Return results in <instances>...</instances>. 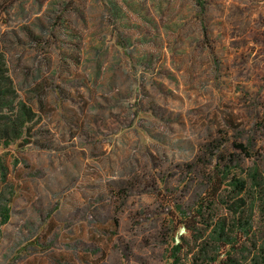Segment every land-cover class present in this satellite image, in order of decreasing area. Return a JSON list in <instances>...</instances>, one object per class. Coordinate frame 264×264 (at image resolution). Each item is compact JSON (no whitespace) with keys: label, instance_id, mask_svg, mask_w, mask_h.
Listing matches in <instances>:
<instances>
[{"label":"rangeland","instance_id":"obj_1","mask_svg":"<svg viewBox=\"0 0 264 264\" xmlns=\"http://www.w3.org/2000/svg\"><path fill=\"white\" fill-rule=\"evenodd\" d=\"M0 62L38 120L0 148V264H190L212 186L232 225L264 176V0H0ZM244 198L254 264L264 187Z\"/></svg>","mask_w":264,"mask_h":264},{"label":"trees","instance_id":"obj_2","mask_svg":"<svg viewBox=\"0 0 264 264\" xmlns=\"http://www.w3.org/2000/svg\"><path fill=\"white\" fill-rule=\"evenodd\" d=\"M9 97L11 98L9 101L3 100ZM37 121V114L12 90V81L7 76L3 63L0 62V148H7L12 145H18L23 148L31 144L32 142L29 140L30 127ZM250 176L253 181L251 188L248 187L246 180L234 181L233 185L237 191V200L232 205L234 212L236 214L239 213V216L237 218L234 216L232 225L228 223V219L215 214L216 204L222 200L221 188L223 184H214L212 186L210 197L207 200H203L208 205L207 209L212 211L211 218L208 219L204 216L202 212L203 206L200 205L197 210L199 216L204 219L203 225L207 228L205 232H208V239L202 241L201 244L199 243L194 250L195 252H190L191 254L194 253L190 264H242L240 260L238 261L233 257V251L236 250V247H244L245 240L233 238L231 236L234 232L232 228H237V226L243 228L252 227L249 222L250 219L243 218L242 209L247 206L244 196L248 195L253 189L257 191L258 188L263 189L264 187V176L258 172V169H255ZM10 213V200L8 198H0V229L10 220ZM216 218L217 220L214 223ZM184 225L190 227L189 229L191 227L195 229L196 227L194 222H186ZM249 231L246 229L247 235L250 234ZM183 249L179 244L175 246L171 264H181L178 255ZM258 253L261 255L260 260L255 258L252 261L254 264H264V243L259 246ZM223 255L224 258H222Z\"/></svg>","mask_w":264,"mask_h":264}]
</instances>
